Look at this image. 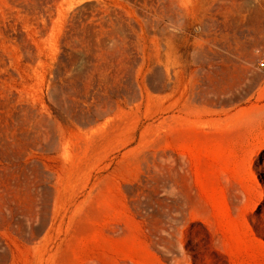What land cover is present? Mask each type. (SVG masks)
Wrapping results in <instances>:
<instances>
[{
	"label": "rangeland",
	"instance_id": "1",
	"mask_svg": "<svg viewBox=\"0 0 264 264\" xmlns=\"http://www.w3.org/2000/svg\"><path fill=\"white\" fill-rule=\"evenodd\" d=\"M264 0H0V264H264Z\"/></svg>",
	"mask_w": 264,
	"mask_h": 264
},
{
	"label": "built area",
	"instance_id": "2",
	"mask_svg": "<svg viewBox=\"0 0 264 264\" xmlns=\"http://www.w3.org/2000/svg\"><path fill=\"white\" fill-rule=\"evenodd\" d=\"M257 68L258 69H264V57L258 59V61H257Z\"/></svg>",
	"mask_w": 264,
	"mask_h": 264
},
{
	"label": "bare ground",
	"instance_id": "3",
	"mask_svg": "<svg viewBox=\"0 0 264 264\" xmlns=\"http://www.w3.org/2000/svg\"><path fill=\"white\" fill-rule=\"evenodd\" d=\"M155 1V0H154Z\"/></svg>",
	"mask_w": 264,
	"mask_h": 264
}]
</instances>
